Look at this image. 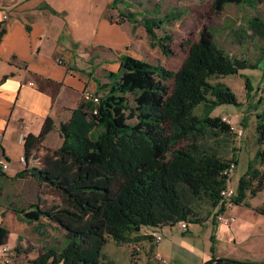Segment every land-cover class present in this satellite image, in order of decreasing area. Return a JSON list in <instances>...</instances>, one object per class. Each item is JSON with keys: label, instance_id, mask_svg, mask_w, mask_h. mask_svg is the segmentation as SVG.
Wrapping results in <instances>:
<instances>
[{"label": "trees", "instance_id": "obj_1", "mask_svg": "<svg viewBox=\"0 0 264 264\" xmlns=\"http://www.w3.org/2000/svg\"><path fill=\"white\" fill-rule=\"evenodd\" d=\"M115 6L113 1L110 7ZM124 18L135 22L132 15L123 14ZM147 29L156 35L148 24ZM4 32L2 28L0 39ZM160 40L161 48L170 53L171 50ZM124 58L123 64L130 59L129 56ZM146 66L149 68L137 67L120 83L122 89L134 96L136 124H130L121 111L124 104L115 106V84L102 85L95 94L99 96V102H91L90 107L98 110L94 117L98 121L97 126L104 129L91 132V143L83 153L66 147L44 148L40 165L29 166L17 174L18 177L33 176L52 186L64 203L63 207L45 208L38 203L28 210H19L25 219L37 220L46 216L66 231V244L60 249L47 250L34 261L35 264H113L103 253L106 236L118 245L143 240L157 242L156 233H163L164 227H174L181 222L195 223L192 209L184 201L181 190L182 184L190 180L191 171L186 156H183L185 148L178 149L176 145L184 135L194 130L199 122L193 115L194 111L208 101L211 92L219 103L237 104L238 99L228 84L211 81L252 65L247 59L230 56L217 43L214 31L207 29L190 44L188 55L177 71L163 66ZM117 75V72H111L110 81H114ZM169 82H172L171 86ZM105 88L110 95H99ZM257 117L258 149L254 161L238 179L237 194L233 199L234 203L248 207H253L248 198L264 190V110L257 113ZM218 120L231 130L230 124L221 118ZM48 123L39 135L30 133L25 138L27 159L35 150L42 149V143L52 129L51 122ZM169 125H176L180 134H170ZM133 134L148 137L150 142L137 149L131 148L127 137ZM232 161L236 165L239 163L237 158ZM229 163L216 167L221 176L217 204L221 201V189L228 183L229 176L224 171ZM1 170L0 174H3ZM194 186L191 185V189L198 193ZM224 203L215 213V221L217 215L225 210ZM75 207L79 211L74 210ZM253 209L264 216V203ZM144 228L152 232L144 233ZM7 235L8 230L0 227V244L5 243ZM203 264L263 262L214 255Z\"/></svg>", "mask_w": 264, "mask_h": 264}, {"label": "rangeland", "instance_id": "obj_2", "mask_svg": "<svg viewBox=\"0 0 264 264\" xmlns=\"http://www.w3.org/2000/svg\"><path fill=\"white\" fill-rule=\"evenodd\" d=\"M112 1H115L116 6L108 10V16L120 24L128 40L119 50V66L114 71L118 75L114 81L107 83L115 84V106L125 105L121 111L126 114L130 124L137 122L134 116V96L122 89L120 83L139 66H163L167 70L177 71L188 55L190 44L197 41L204 30H213L217 43L230 56L242 57L251 63V68L216 77L211 81L214 84L219 81L228 84L238 99L237 104L219 103L211 92L208 101L194 111L193 115L199 119L194 130L184 135L176 145L178 149L185 148L183 156H186L191 171L190 180L181 186L183 198L192 209V218L199 225L189 224V230L183 229L180 224L166 226L163 230V242L158 244L160 248L164 245L169 252L173 251L180 264H197L196 258L206 254L208 259L215 255L218 258L251 259L264 264V216L253 209L264 203V190L259 195L248 198L253 207L236 203L225 206L222 213L229 215L226 217L235 218L232 224L226 225L214 219L215 213L219 212L224 203L222 198L216 203L221 178L216 171L217 165L228 164L233 158L238 159L239 163L230 179L231 185L237 187L238 179L244 175L250 162L254 161L258 149L257 113L264 110V0ZM123 14L132 15L135 22L123 19ZM147 24L154 30L155 36L148 31ZM159 40L171 50L170 53L161 48ZM125 56H129L131 60H125L123 64ZM105 71L104 68L95 70V75L103 84L106 82L101 77ZM169 83L171 86L172 82ZM88 92L93 93L90 90ZM101 94L110 95V92L105 88L99 95ZM223 117L230 120L231 130L218 120L221 118L223 121ZM97 124L98 121L91 114L83 124L68 126L70 130L68 128L66 131L67 139L63 147L83 153L91 143V132L104 129ZM240 129L243 130L241 135L238 134ZM169 133L179 135L180 129L176 125H169ZM127 139L129 146L135 149L150 142L148 137L138 134ZM44 152L45 149L37 150V165L41 164ZM191 185H195L198 193L191 189ZM40 186V202L35 201L36 204H41L43 208L63 207L62 196L57 190L45 183ZM28 204L30 203L24 202L21 206ZM73 209L79 211L76 207ZM219 225H224L228 230L219 228ZM223 230L226 233L229 231L230 238L222 234ZM147 231L152 232L148 228L143 229L144 233ZM114 242L111 237L106 236L103 247V253L109 255L107 258L111 262L115 260L117 264H122L133 255L138 258L150 256L140 252V248L144 247L142 244L128 243L118 247ZM185 242L193 247L197 257L195 254L186 255L189 247ZM165 260L169 261L167 258ZM144 262L146 261H142V264ZM160 263L164 262L155 259V264Z\"/></svg>", "mask_w": 264, "mask_h": 264}, {"label": "crops", "instance_id": "obj_3", "mask_svg": "<svg viewBox=\"0 0 264 264\" xmlns=\"http://www.w3.org/2000/svg\"><path fill=\"white\" fill-rule=\"evenodd\" d=\"M112 2L0 0V30L5 29L0 39V158L9 165L0 174V227L8 230L4 245L11 249L12 258L7 264H35L47 250L66 244V231L58 223L46 216L37 220L23 217L20 209L28 210L35 201L40 202L41 183L33 176L17 174L37 165L38 149L26 157L27 135H39L50 121L52 129L41 150L63 147L70 125L83 124L91 116L94 107L84 99V93L90 90L96 94L118 68L119 50L128 37L108 16ZM98 68L106 70L101 77L106 84L95 75ZM24 202L30 204L22 207ZM225 233L223 230L230 238L229 231ZM162 242H138L144 246L140 252L150 254L148 260L133 255L122 264H155V259L180 264L173 251L159 247ZM187 245L186 255L197 257ZM207 256L199 255L195 261L203 264L209 260Z\"/></svg>", "mask_w": 264, "mask_h": 264}, {"label": "built area", "instance_id": "obj_4", "mask_svg": "<svg viewBox=\"0 0 264 264\" xmlns=\"http://www.w3.org/2000/svg\"><path fill=\"white\" fill-rule=\"evenodd\" d=\"M84 99L88 102H95V103L99 102V96L95 95L94 93H89L88 91L84 93ZM90 113L94 116L98 113V110L96 109L91 110ZM222 119L228 122V124H230L229 122L230 120H228L226 117H223ZM242 133H243V130L240 129V132L238 134L241 135ZM0 135H1V132H0ZM8 166H9L8 163L4 159L0 158V168L3 170H6ZM235 169H236V164L234 161H232L231 163H229L228 169L224 171L226 175L229 176V179H228L227 186L221 189L220 196L222 200L225 202L226 207L233 205L234 203L233 199L235 195L237 194V187L234 185H231V181H230L231 176ZM226 216H229V215H226ZM226 216L221 212L217 215V219L220 220L221 222H224V224L226 225H230L235 221V218L233 216H230V217H226ZM180 225L183 229L188 228V224L186 222H181ZM163 238L164 236L162 232L156 233L155 239L157 242L162 241ZM11 258H12L11 249L4 244H0V264L2 263L7 264L8 262L11 261Z\"/></svg>", "mask_w": 264, "mask_h": 264}]
</instances>
